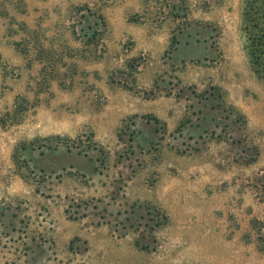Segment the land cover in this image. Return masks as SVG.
Returning <instances> with one entry per match:
<instances>
[{
    "label": "rangeland",
    "instance_id": "374dc122",
    "mask_svg": "<svg viewBox=\"0 0 264 264\" xmlns=\"http://www.w3.org/2000/svg\"><path fill=\"white\" fill-rule=\"evenodd\" d=\"M0 264H264V0H0Z\"/></svg>",
    "mask_w": 264,
    "mask_h": 264
}]
</instances>
